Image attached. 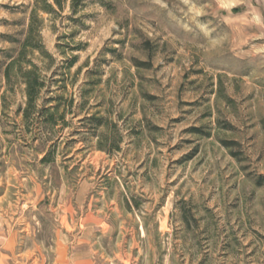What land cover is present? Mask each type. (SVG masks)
I'll return each mask as SVG.
<instances>
[{"label": "rangeland", "instance_id": "1", "mask_svg": "<svg viewBox=\"0 0 264 264\" xmlns=\"http://www.w3.org/2000/svg\"><path fill=\"white\" fill-rule=\"evenodd\" d=\"M34 3L35 0H0V227L16 234V251H30L47 261L54 255L56 242L63 239L69 254L85 255L92 264H193L191 257L181 259L178 244L186 241L192 227H199L204 217L215 221L212 201L200 208L193 196L181 195L183 186L176 188L179 177L173 179L174 191L153 209L155 230L149 236L140 214L143 198L121 192V199H117L115 181L106 170L115 169L116 163L104 169L98 165L102 157L112 158L117 153L135 161L133 149L154 146L161 153L171 154L168 168L175 166L182 171L195 163L193 171L205 169L206 175L218 179L223 192L238 185V180L228 182L232 172L227 157L240 163L238 157L244 156L247 143L241 133L249 121L264 130V68L260 66L264 37L251 23V15H246L248 9L237 0H222L218 14L221 19H211L231 34V43L221 51L196 56L179 45L169 50L167 41L161 48L157 42L161 37L154 41L145 32V27L155 28L156 22L144 17L140 18L143 26L140 21L134 26L131 20H125L116 29H107L111 35H105L100 9L114 13L113 0H79L75 8L72 0H63L61 9L40 12L39 42L51 58L44 59L30 49L27 58L42 69V97L61 96L59 112L64 113L63 119L58 117L51 127L36 120L35 114L24 117V85L20 78L12 76L7 81L4 75L8 56L15 57L24 40ZM200 19L206 21L209 17ZM129 37H134L139 47L135 42L129 44ZM196 43L204 41L197 38ZM128 47L145 58L126 57L121 49ZM184 53H188L190 62L183 58ZM74 56L75 63L67 69ZM126 59L130 69L124 65ZM129 74L132 79L127 81ZM121 82H125L121 98L127 100L130 111L125 114L121 110L116 115L130 125L128 147L122 135L119 142L107 135L109 141L101 136V144L110 152L98 149V141L94 151L85 152L77 147L83 143L76 139L79 129H72L73 138L61 146L54 131L60 126L68 127V117L78 106L77 123L91 137L95 138L99 130L94 123L80 119L93 113L103 116L108 127L118 129L109 119L104 100L93 101L91 97L98 88ZM41 103V99L37 101L38 106ZM90 104L94 111H89ZM195 128L201 131L195 132ZM163 136L166 141L160 139ZM47 151L52 153V161L41 160ZM217 158L223 175L213 173L209 167ZM144 160H151L153 166L158 164L150 150L145 152ZM136 168L144 171L137 172ZM86 169H93L95 175L103 172L95 186L89 187L93 171ZM126 171L121 181L125 191L129 179L144 178L148 169L142 160ZM48 172L51 176L46 175ZM70 175L80 180L78 188L72 189L71 199L66 195ZM116 175H120L119 171ZM245 178L257 190L264 187V174L248 173ZM173 196L180 198L170 203ZM197 211H203L204 216L198 217Z\"/></svg>", "mask_w": 264, "mask_h": 264}, {"label": "clouds", "instance_id": "2", "mask_svg": "<svg viewBox=\"0 0 264 264\" xmlns=\"http://www.w3.org/2000/svg\"><path fill=\"white\" fill-rule=\"evenodd\" d=\"M113 2L115 4L114 13L100 9L101 24L106 26L105 35H111L107 29H116L117 25L125 20H131L134 26L137 21H140L143 26V21L140 18L144 17L156 22L155 28L145 27V32L152 36L154 41L156 37H161L157 41L161 48L167 41L169 50L179 45L189 49L192 55L196 56L213 50L221 51L231 43V34L226 33L219 23L211 19V17L221 19L218 14L220 8L223 7L222 0H113ZM237 2L248 9L246 15H251V23L264 37V0H237ZM200 17H209V19L205 21ZM95 27H99V25ZM103 38L101 36V40ZM197 38L203 40L204 43L197 44ZM134 42L139 47V42L135 41L134 37H129L128 43L133 44ZM121 51L125 52L126 57L137 55L141 59L145 58L138 52L134 53L131 47L122 48ZM260 51L264 53V48H261ZM183 58L189 60L188 53H184ZM124 65L126 68H131L127 59L124 61ZM260 66L264 68V57L261 58ZM210 74H212L211 70ZM82 79H86V77H82ZM131 79L132 76L129 74L126 80L130 81ZM123 83L125 82L112 84L102 89L98 88L91 97L93 101L104 100L109 119L118 125V129L102 127L95 138L91 137L88 131L77 123L80 111L78 106L68 117V127L65 129L60 126L54 131V138H60L61 146L65 140L73 138L70 135L72 129H79V136L76 139L82 140L83 143L77 147H82L85 152L94 151L97 141L105 134L117 140L122 135L125 147H128V140L131 139L127 134L130 125L124 120L118 119L116 115L121 110L125 114L130 111L127 100L121 98ZM78 87H83V85H78ZM72 94L69 93V95ZM77 96L79 100V95L77 94ZM94 110L90 104L89 111ZM248 125L241 133V139L247 140V143L244 144V156L238 157L240 163L227 157L232 172L228 182L238 180V185L233 184L227 193L221 190L222 186H219L218 179L206 175L205 169L194 172L195 163L182 171L177 170L175 166L168 168L171 154L161 153L154 146L150 149H133V154L137 157L135 161L131 158L126 159L125 155L117 153L112 158L102 157L103 162L98 166L104 169L105 165L116 163L115 169L109 167L106 170L115 181V197L117 199H121V192L125 196L136 195L143 198L140 214L143 217V222L147 225L149 236L155 230L156 221L153 209L156 208L158 202L163 203V200L169 197L170 192L174 191L171 184L173 179L179 177L176 188L183 186L181 195L193 196L200 208L212 201L215 221L211 222L207 217H204L199 227H192L186 241L178 244V253H183L181 259L186 261L191 257L193 264H264V187L257 190L255 185L250 184L249 180L245 178L248 173L264 174V130L251 121L248 122ZM144 139L146 143H150L146 137ZM160 139L166 141L167 137L163 136ZM149 150L152 156L157 158L156 166H153L151 160H144L145 152ZM61 155L64 156V153L62 152ZM89 159L92 160L93 157L90 156ZM142 160L145 168L148 169L147 173L144 178L129 179L125 191V184L121 181L127 176L126 169L135 167ZM65 162L68 163L66 156ZM220 163L221 161L217 158L216 163L209 167L212 168L213 173L221 172L223 175ZM86 171H93V176L88 184L89 187L95 186L100 181L103 172L101 175H95L93 169H86ZM117 171L120 173L119 176L116 175ZM136 171L143 172L144 169L136 168ZM46 175L51 176V173L48 172ZM82 178L83 173L80 174V179L82 180ZM79 183L80 180L75 175L69 176V189L66 192L69 199L74 194L72 189H77ZM233 195L235 196L234 200H232ZM179 198V196H173L170 203H175ZM229 200H232L231 204H229ZM226 208L227 216L225 215ZM233 209H235L234 212ZM40 214H43V210L40 211ZM196 215L204 216V212L197 211ZM32 218L35 220V216ZM229 221L231 222L229 223ZM37 223L39 222L37 221ZM222 243L225 245L223 249L221 248Z\"/></svg>", "mask_w": 264, "mask_h": 264}, {"label": "trees", "instance_id": "3", "mask_svg": "<svg viewBox=\"0 0 264 264\" xmlns=\"http://www.w3.org/2000/svg\"><path fill=\"white\" fill-rule=\"evenodd\" d=\"M40 1V2H39ZM40 3V4H39ZM63 0H35L34 6L32 7L29 14V21L26 29L24 40L19 45V50L15 57L9 55V62L4 68V75L7 81H10L12 76L20 78L24 85V95L26 98L25 107L23 108L24 117H28L31 114H35L36 120L45 121L51 127L57 123L58 117L63 119V112L60 111L61 96H52L49 98L42 97V91L45 87L44 76L41 74L42 69L39 67L31 58H27V50L37 51L41 57L51 58V55L43 48V45L39 42V26L41 25L42 18L39 13H51L55 11V8L61 9ZM79 4V0H72V7L75 8ZM76 61L74 56L66 68L69 69ZM42 100V103L38 106L37 101ZM72 99H70L69 105H72ZM49 104V106H47ZM80 121H88L94 123L96 129L102 127H108V124L104 122V117L97 113L84 116ZM195 132L201 131L195 128ZM99 134V131L97 132ZM96 134V135H98ZM102 139L109 141L108 136L102 135ZM121 140V136L117 142ZM115 143V140L113 141ZM112 142V143H113ZM116 142L115 149L118 150L119 146ZM98 149L110 152L109 149L105 148L101 144V139L98 140ZM52 153L47 151L41 158L42 161H52ZM262 183V182H260ZM264 183V182H263Z\"/></svg>", "mask_w": 264, "mask_h": 264}, {"label": "crops", "instance_id": "4", "mask_svg": "<svg viewBox=\"0 0 264 264\" xmlns=\"http://www.w3.org/2000/svg\"><path fill=\"white\" fill-rule=\"evenodd\" d=\"M16 234L0 227V264H92V260L76 252L68 253V244L63 240L55 244L54 255L47 261L30 251H16Z\"/></svg>", "mask_w": 264, "mask_h": 264}]
</instances>
